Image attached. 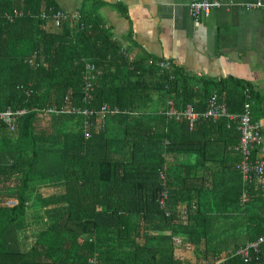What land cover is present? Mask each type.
<instances>
[{"label": "trees", "instance_id": "obj_1", "mask_svg": "<svg viewBox=\"0 0 264 264\" xmlns=\"http://www.w3.org/2000/svg\"><path fill=\"white\" fill-rule=\"evenodd\" d=\"M55 9L0 0V114L24 111L0 118V200H17L0 204V264H191L175 239L204 264H264V244L248 262L231 254L264 235V189L237 170V121L199 117L190 129L165 115L168 101L203 113L215 94L228 114L248 108L259 122L264 97L242 79L161 68L89 4L58 27L41 17ZM86 63L100 74L84 102ZM104 104L87 139L82 116L39 114Z\"/></svg>", "mask_w": 264, "mask_h": 264}, {"label": "crops", "instance_id": "obj_2", "mask_svg": "<svg viewBox=\"0 0 264 264\" xmlns=\"http://www.w3.org/2000/svg\"><path fill=\"white\" fill-rule=\"evenodd\" d=\"M54 1L59 7L55 10L67 17L61 24L79 20V8L89 4L98 8L104 25L122 45L129 37L136 50L174 63L191 75L242 79L264 97V7H247L264 0ZM196 1L219 5L206 17H194L189 5ZM55 10L42 13L51 19ZM259 122L264 132V118ZM255 157H264V138Z\"/></svg>", "mask_w": 264, "mask_h": 264}, {"label": "built area", "instance_id": "obj_3", "mask_svg": "<svg viewBox=\"0 0 264 264\" xmlns=\"http://www.w3.org/2000/svg\"><path fill=\"white\" fill-rule=\"evenodd\" d=\"M217 2L213 1H196L192 2L189 5V10L192 16L200 17V16H208L212 9L218 7ZM248 8H258L264 7V1H256L253 4H248ZM42 18H48L44 13L41 14ZM67 17L61 10L53 11L51 15V20L54 22L55 26H59L63 20H66ZM159 66L161 68H169L171 63L169 61L160 62ZM100 72L96 69L95 65L92 63H86L85 73L83 75V101L86 102L87 96L89 94V90L92 88L93 83L96 81L97 76ZM116 110V109H115ZM24 111H18L16 113H12L10 110L3 112L0 114V118L3 119L6 123H10L14 114H21ZM111 112V109L108 105H102L98 110L88 109L84 106H62L57 108L56 106L48 108L44 111H40L39 114L42 116H46L49 114H72L82 116L84 118V128H85V138L90 137L89 129L96 128L94 121L90 118L93 115H98L100 120L105 119L106 115ZM165 115L167 118L174 117L175 120H178L180 117L186 118L189 122L190 129L192 128L193 122L202 117L207 120L216 121L220 118L226 117L230 120L237 121V131L239 132V141L238 145L234 148L241 155V160L237 164V170L241 173L243 180L245 182L250 181L251 179H255L256 185L260 189H264V157L256 158L255 160H251V153L256 148H260L263 144L264 132L263 127L260 122H253L251 120L250 111L248 108L240 114L239 116H234L228 114L226 106L223 103H220L217 100V96L213 94V96L208 100L207 108L203 113H196L192 110L191 106L187 105L185 110L181 113H178L171 101L167 102V107L165 111ZM165 195V194H163ZM246 200V195L243 194L241 196V201L244 202ZM0 204L2 203L4 206L12 207L16 204V201L13 199H3L0 200ZM161 206H163V199L160 201ZM192 208H195L193 205ZM179 211H181L182 215L187 214V207L184 205L179 206ZM264 244V235L259 236L254 241L248 243L246 246H242L237 248L232 255L240 257L244 262H248L250 260V252L254 251L257 253L261 245Z\"/></svg>", "mask_w": 264, "mask_h": 264}, {"label": "rangeland", "instance_id": "obj_4", "mask_svg": "<svg viewBox=\"0 0 264 264\" xmlns=\"http://www.w3.org/2000/svg\"><path fill=\"white\" fill-rule=\"evenodd\" d=\"M68 9L69 8H67V10ZM109 22L111 23V21H109ZM1 205H3V204L1 203ZM184 246L181 245L180 241L175 242L176 253H177L178 257H180L181 259H183L186 262H190L191 264H204V262H202L201 260H198L194 257V255L192 254V251H190L187 246H185V247Z\"/></svg>", "mask_w": 264, "mask_h": 264}, {"label": "clouds", "instance_id": "obj_5", "mask_svg": "<svg viewBox=\"0 0 264 264\" xmlns=\"http://www.w3.org/2000/svg\"><path fill=\"white\" fill-rule=\"evenodd\" d=\"M6 199H13V198H6ZM13 200H15V201H16V204H17V200H16V199H13ZM16 204H15V205H16ZM15 205H14V206H15ZM12 207H13V206H12ZM175 242H178V240L175 239Z\"/></svg>", "mask_w": 264, "mask_h": 264}]
</instances>
